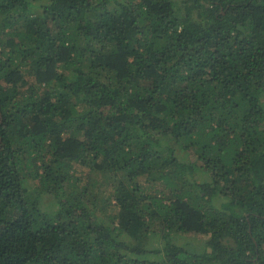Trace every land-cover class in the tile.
<instances>
[{"label": "trees", "instance_id": "obj_1", "mask_svg": "<svg viewBox=\"0 0 264 264\" xmlns=\"http://www.w3.org/2000/svg\"><path fill=\"white\" fill-rule=\"evenodd\" d=\"M0 264H264V0H0Z\"/></svg>", "mask_w": 264, "mask_h": 264}, {"label": "rangeland", "instance_id": "obj_2", "mask_svg": "<svg viewBox=\"0 0 264 264\" xmlns=\"http://www.w3.org/2000/svg\"><path fill=\"white\" fill-rule=\"evenodd\" d=\"M178 155L182 159H188L190 157L189 153L187 151H183L181 149H177ZM53 196H43V204L44 207H48L50 204L49 202H52L51 199ZM51 206V205H49ZM55 206V205H54ZM125 239L129 240V237L125 236ZM205 236L201 234H196V233H188V234H179V235H174L173 240L178 244V245H193V244H204L205 243ZM149 243L151 245H155L156 247H161L162 244V238L158 237L156 235L151 236L149 239Z\"/></svg>", "mask_w": 264, "mask_h": 264}, {"label": "water", "instance_id": "obj_3", "mask_svg": "<svg viewBox=\"0 0 264 264\" xmlns=\"http://www.w3.org/2000/svg\"><path fill=\"white\" fill-rule=\"evenodd\" d=\"M209 251H211V248H209Z\"/></svg>", "mask_w": 264, "mask_h": 264}]
</instances>
